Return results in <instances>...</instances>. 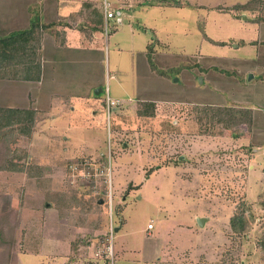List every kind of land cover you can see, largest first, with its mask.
<instances>
[{
	"label": "rangeland",
	"instance_id": "obj_1",
	"mask_svg": "<svg viewBox=\"0 0 264 264\" xmlns=\"http://www.w3.org/2000/svg\"><path fill=\"white\" fill-rule=\"evenodd\" d=\"M82 1L95 8L89 13L101 3ZM151 2L158 9H124L122 24L103 28L108 78L93 98L107 99V87L111 98L131 96L111 76L114 64L132 60L117 47L128 42L131 26L141 28L145 11L146 21L161 24L165 44L151 29L149 43L182 66L254 55L241 40L264 41L252 22L264 21V0ZM204 32L216 43L203 40ZM168 79L182 82L180 75ZM196 93L187 89L185 97L195 100ZM101 106L96 116L61 118L73 125L63 136L87 140H72L65 151L88 153L63 164L55 165L47 122L34 139L24 140L23 129L17 140L15 129L0 136V264H264V137L255 140L253 115L250 127L208 125L193 102L167 104L150 116L124 102ZM235 216H243V233L232 230ZM198 218L205 219L201 227Z\"/></svg>",
	"mask_w": 264,
	"mask_h": 264
},
{
	"label": "crops",
	"instance_id": "obj_2",
	"mask_svg": "<svg viewBox=\"0 0 264 264\" xmlns=\"http://www.w3.org/2000/svg\"><path fill=\"white\" fill-rule=\"evenodd\" d=\"M129 2L130 0H125L123 4L120 3L121 9L116 18L106 20L101 3L97 7L98 10L89 13L88 8L92 7V4L84 3L82 0H0V38L29 30L31 22L36 17L42 26H50L42 29L40 34L39 81L15 77L9 70L11 67L0 64V136L5 130L15 129L17 132L15 140L22 135L24 140L34 139L40 132L41 124L47 122L48 132L49 130L52 132V136L49 133L48 142L56 160L55 165L63 164L72 157L88 153H71L69 147L65 151V144L72 140L80 142L82 146L86 145L87 140L81 141L71 135L70 138L63 136L62 132H67L73 125L64 126L61 118L66 115L80 116L90 111L96 116L100 111H104L101 110L103 109L101 104L106 100L108 105L109 98L119 102L116 106H121L124 102V105L136 108L140 104H154L157 109L167 104L193 102L198 106L251 110L253 115L251 130L255 140L262 139L264 134L260 135L259 131L262 128L264 130V41L241 40L242 47L250 45L257 51L254 55L252 53L245 55L242 49L243 58L215 56V60H207L206 65H202L203 61L199 60L195 68L186 64L187 69L179 74L182 82L180 79L173 82L159 76L149 64L148 54L151 51L153 61L159 69L183 65L164 54H159L153 43H149L145 37L147 31L151 29L157 37L158 45L165 44L159 34L163 32L161 24L151 23L150 19L146 21L149 11L142 15L145 18L143 29L142 26L139 29L131 26L128 42L123 47H119L120 45L117 47L118 55L120 51L127 50L133 54V58L128 64L122 62L114 64L115 71L111 78L116 81L117 87L121 86L125 95H128L125 92L129 91L132 93L131 96L127 101L111 98L109 96L111 88L107 87V99L93 98L95 91L98 95L103 93V86L108 78L103 28H107L110 22L115 20V28L122 24L118 23L117 19L124 17V9L130 13L137 9L136 6L144 8L149 6L150 9H158L160 6L151 0L143 2L132 0L131 5ZM231 15L234 21L239 20L236 14ZM252 22L261 27L262 33L264 32V21ZM105 33L107 34V29ZM203 38L216 43L205 32ZM235 48L240 51V46ZM249 56L252 57L248 58ZM200 59L202 60V57ZM124 71L131 73L125 74ZM125 75L129 79H125ZM198 78L200 84L197 85ZM187 89L197 91L195 97L193 96L195 100L186 99ZM118 109L121 107L117 108L115 114ZM25 122L27 125L24 128L22 123ZM241 126L250 127L247 124ZM74 129L82 130L80 126H75ZM108 131L111 132L110 129ZM261 148L257 151L263 150V147Z\"/></svg>",
	"mask_w": 264,
	"mask_h": 264
},
{
	"label": "trees",
	"instance_id": "obj_3",
	"mask_svg": "<svg viewBox=\"0 0 264 264\" xmlns=\"http://www.w3.org/2000/svg\"><path fill=\"white\" fill-rule=\"evenodd\" d=\"M48 27L42 26L40 20L36 17L31 22V28L29 30L13 33L5 38H0V64L11 67L9 70L13 72V76L15 77L39 81V40L41 30ZM151 53L150 51L148 54L149 64L152 70L159 76L170 78L173 75H179L183 69H187V66L159 69L155 65ZM139 107L138 114L140 116L154 115V110H156L154 104H140ZM148 108L151 109V112L147 111ZM196 109L199 110L201 113L200 117L203 116L208 125L219 123L236 126L244 123L250 125L252 122L251 110L211 106H197ZM26 122L22 124L25 126L27 125ZM242 219L243 216H235L232 218L231 227L234 232L243 233L245 231L246 224Z\"/></svg>",
	"mask_w": 264,
	"mask_h": 264
},
{
	"label": "built area",
	"instance_id": "obj_4",
	"mask_svg": "<svg viewBox=\"0 0 264 264\" xmlns=\"http://www.w3.org/2000/svg\"><path fill=\"white\" fill-rule=\"evenodd\" d=\"M125 0H101L102 10L105 14L106 20H113L116 18L118 12L120 11V3L123 4ZM119 102L112 101L108 98V105L116 106ZM75 169V167H73ZM76 171V169H75ZM153 224H149L148 230H153Z\"/></svg>",
	"mask_w": 264,
	"mask_h": 264
},
{
	"label": "water",
	"instance_id": "obj_5",
	"mask_svg": "<svg viewBox=\"0 0 264 264\" xmlns=\"http://www.w3.org/2000/svg\"><path fill=\"white\" fill-rule=\"evenodd\" d=\"M204 220H205L204 218H198V224L200 227L203 226Z\"/></svg>",
	"mask_w": 264,
	"mask_h": 264
}]
</instances>
